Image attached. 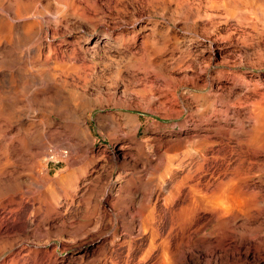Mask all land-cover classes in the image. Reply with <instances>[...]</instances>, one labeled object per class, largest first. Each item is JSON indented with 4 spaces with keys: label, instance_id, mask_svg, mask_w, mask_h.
Returning <instances> with one entry per match:
<instances>
[{
    "label": "rangeland",
    "instance_id": "374dc122",
    "mask_svg": "<svg viewBox=\"0 0 264 264\" xmlns=\"http://www.w3.org/2000/svg\"><path fill=\"white\" fill-rule=\"evenodd\" d=\"M21 1L46 20L65 5ZM65 1L79 10L62 6L61 30L50 33L56 63H46L45 46L16 62L50 69L46 88L28 82L30 94L18 91L24 72L9 75V62L0 64L1 92L16 85V108L26 111L0 121V264H264V41L244 43L257 33L264 40V0H234L236 10L233 0H98L95 9L94 0ZM75 19L81 28H64ZM14 31L0 27V38ZM0 56L14 54L1 45ZM65 73L86 75V85ZM15 133L31 134L30 144H16L7 159L4 142ZM198 162L167 205L169 190ZM190 183L199 188L192 195ZM190 195L196 204L172 227L170 214ZM152 210L160 237L148 252L138 217Z\"/></svg>",
    "mask_w": 264,
    "mask_h": 264
},
{
    "label": "bare ground",
    "instance_id": "6f19581e",
    "mask_svg": "<svg viewBox=\"0 0 264 264\" xmlns=\"http://www.w3.org/2000/svg\"><path fill=\"white\" fill-rule=\"evenodd\" d=\"M71 1V0H70ZM97 1L98 0H94L93 1V4H92V6L90 7V8H94L95 9V7H93V6H97L96 4H97ZM209 1V0H208ZM230 2H231V0H229ZM237 1V0H236ZM9 2V1H8ZM65 2V3H64ZM74 1H72V2H67V1H63V3L66 5V8H67V10H68V8L69 9H76L77 11L79 10V8H77V6L73 3ZM76 2V1H75ZM177 2V1H176ZM185 2H186V0H185ZM221 2V1H220ZM222 2H223V0H222ZM226 2V1H225ZM233 2H234V6H235V4L236 5H238V2H235L234 0H233ZM248 2V1H247ZM6 3V2H5ZM182 3V2H181ZM216 3V2H215ZM224 3V2H223ZM226 3H228V0H227V2ZM226 3H225V5H226ZM80 4V3H79ZM210 4V3H209ZM212 4H214V3H212ZM230 4H232V3H230ZM229 3H228V5H230ZM32 3L30 4L29 2H27V1H21V0H13V1H11V3H9L7 6H5V7H7V8H5L4 7V5H3V3H0V27H3V28H6V29H8V30H14V29H16V31H14V35L12 36V38H8V39H2V38H0V46L1 45H5V46H8L9 48H11L12 49V52H13V54H14V57L13 56H3V57H1L0 56V64L1 65H4V63H7V62H9V63H7L6 64V66L8 65V72L10 73L9 75H13L14 73L17 75V71L19 70V71H21L23 74H21V75H23L24 76V78H22L23 79V84L24 85H22L23 87H22V90H18V91H20V92H25V91H27V89H28V86H30V85H28L29 83L28 82H37L39 85H41V86H43V87H45V85H46V77H47V79H52L53 77H52V73L50 72V69H47L46 68V70H45V68H43V70L42 71H36L35 69L36 68H32L33 67V65H32V67H29V66H27L26 65V67H24L25 68V70H21V68L20 67H18L17 65H16V62L20 59V56H21V54L20 53H22V55H24V53H30L29 51H30V49H34L35 50V52H37V53H40L41 52V49H42V47L43 46H45L46 47V49H47V54L45 55V61H46V63L47 62H49V63H51V62H55L56 60H57V55L55 56L54 55V47L52 46V44H51V42H50V39H52L53 38V36L52 35H50V33H51V31L53 30V31H58L61 27H62V13H60L61 11H66V8H63L62 6H65V5H61V7H59L60 8V14H62V15H60L59 13H57V14H54L56 17L54 18V19H49L48 18V20H46L45 18H44V15L46 14L45 12V14L43 13V12H41L40 13V11H39V9H38V11H36V10H32L31 11V9L33 8L32 7ZM88 5V4H87ZM178 5H180L179 3H178ZM217 5V4H216ZM221 5H222V3H221ZM261 5H263V4H261ZM38 6V5H37ZM99 6H100V8H103V6L102 5H98V7H96V9L97 8H99ZM184 6V5H183ZM208 6V5H207ZM223 7H225L224 5H222ZM232 6V5H231ZM231 6H228V7H231ZM264 6V5H263ZM177 7V6H176ZM227 7V6H226ZM239 7V6H238ZM99 8V9H100ZM174 8V7H173ZM195 8V7H194ZM210 8V7H209ZM238 9L236 6L233 8V9ZM254 8V7H253ZM252 8V9H253ZM260 8H262V7H260ZM43 9V8H42ZM42 9H41V11H42ZM87 9V8H86ZM86 9H82L81 11H80V16L81 17H83L84 18V14L85 13H87L88 11L86 10ZM99 9H97V10H99ZM104 9V8H103ZM231 9H232V7H231ZM228 10V11H226V12H231L232 11V13H233V11H234V16H235V10ZM58 10V9H57ZM187 10V9H186ZM44 11V10H43ZM45 11H46V9H45ZM100 11V10H99ZM47 12V11H46ZM90 12V11H89ZM103 12V11H102ZM179 12V11H178ZM184 12V11H183ZM237 12H238V10H237ZM239 12H241L240 10H239ZM243 12V11H242ZM242 12H241V14H242ZM50 13V12H49ZM76 13V12H75ZM78 13L79 12H77L76 14L78 15ZM99 13V12H98ZM87 14H89V13H87ZM182 14V13H181ZM236 14H238V13H236ZM240 14V15H241ZM244 14H245V12H244ZM243 14V18H242V20H244L245 19V17H247L246 16V14L244 15ZM260 14L262 15V18H263V16H264V10H260ZM260 14H258V15H260ZM91 15V14H90ZM135 15V14H134ZM183 15V14H182ZM46 16V15H45ZM76 16V15H75ZM97 16V15H96ZM187 16V15H186ZM227 16V15H226ZM234 16H233V18H234ZM242 16V15H241ZM52 17V16H51ZM86 17L87 16H85V19H86ZM89 17V16H88ZM195 17V16H194ZM231 17V16H230ZM238 17V16H237ZM240 17V16H239ZM104 18V17H103ZM82 19V18H81ZM95 19V18H94ZM236 19H238V18H236ZM248 19V18H247ZM247 19H245L246 21H247ZM69 20V19H68ZM67 19H66V21H68ZM84 20V19H83ZM87 20V19H86ZM98 20V19H97ZM103 20V19H102ZM207 20H208V18H207ZM240 21H241V17H240V19H239ZM238 20V21H239ZM244 20V21H245ZM70 21V20H69ZM88 21V20H87ZM187 21V20H186ZM227 21V20H226ZM256 21V20H255ZM93 22H94V20H93ZM92 22V25L94 24H97V22L96 23H93ZM99 22V21H98ZM103 22V21H102ZM65 22H63V24H64ZM83 22L82 21H80V20H76L75 19V21L73 22V23H66V25H64V28L66 27H70V26H75V27H80V25L82 24ZM86 23V22H85ZM88 23L89 24H91L89 21H88ZM100 23H101V21H100ZM27 24V25H26ZM107 24V23H106ZM105 23L104 24H102L103 26H105L106 25ZM234 24H235V22H234ZM242 24H243V22H242ZM260 24V23H259ZM264 24V23H263ZM27 26L28 27V29L27 30H24V29H22L24 26ZM107 25H109V24H107ZM106 25V26H107ZM244 25H245V23H244ZM252 25V24H251ZM99 26V25H98ZM113 26V25H112ZM240 26V25H239ZM249 26V25H248ZM253 26V25H252ZM83 27H85V25L83 26ZM82 27V28H83ZM241 27H242V25H241ZM65 28V29H66ZM81 28V27H80ZM110 28V27H109ZM73 29V28H72ZM111 29V28H110ZM112 29H113V27H112ZM61 30V29H60ZM106 30V29H105ZM244 30H246V29H244ZM64 31V30H63ZM68 31V30H67ZM79 31V30H78ZM82 31V30H81ZM108 32V31H107ZM247 31H245V33H246ZM251 32V31H250ZM258 32V31H257ZM239 33H242V32H239ZM253 33V32H252ZM259 33H262V32H259ZM52 34V33H51ZM254 34V33H253ZM239 35V34H238ZM245 35V34H244ZM262 35V34H261ZM261 35H259L258 33L254 36H247V38H246V40L244 41V43H247V45L249 44L250 46L252 45V44H257V45H259V42H262V41H264L263 40V36H261ZM241 36V35H240ZM245 37H246V35H245ZM112 41V40H111ZM241 41H243V39H241ZM24 43H25V48H24V50L23 51H19L18 49L20 48V46H24ZM75 43V42H74ZM73 43V44H74ZM241 43H243V42H241ZM243 43V44H244ZM108 44V43H107ZM69 45V44H68ZM97 45H98V40H96V42L92 45V47H91V51H92V53H96V47H97ZM241 45V44H240ZM246 45V46H247ZM88 46V45H87ZM102 46H104L103 44H102ZM109 46V45H108ZM245 46V45H244ZM253 46V45H252ZM83 47V46H82ZM105 47V46H104ZM249 47V46H248ZM68 48V47H67ZM75 48V47H74ZM72 49V50H70L71 52H70V54H69V57H71L72 55H73V53L75 54V49ZM81 48V47H80ZM99 48V47H98ZM84 50V49H83ZM90 50H88V51H90ZM148 50V49H147ZM146 50V51H147ZM19 51V52H18ZM58 51V50H57ZM64 51V50H63ZM66 51H68V50H66ZM77 51V50H76ZM86 51V50H85ZM84 51V52H85ZM32 52V51H31ZM46 53V52H45ZM44 53V54H45ZM99 53V52H98ZM108 53V52H107ZM145 53V52H144ZM33 54V53H32ZM36 54V53H35ZM42 54V53H41ZM40 54V55H41ZM67 54V53H66ZM85 54V53H84ZM109 54V53H108ZM16 55V56H15ZM79 55V54H78ZM88 55V54H87ZM86 55V56H87ZM29 56V55H28ZM77 56V55H76ZM84 56V55H83ZM83 56H82V58H83ZM85 56V57H86ZM89 56V55H88ZM87 56V57H88ZM107 56V55H106ZM112 56V55H111ZM84 57V58H85ZM103 57V56H102ZM67 58H68V55H67ZM72 58V57H71ZM70 58V59H71ZM260 58V57H259ZM263 58V57H262ZM22 59V58H21ZM21 59H20V62H21ZM59 59V58H58ZM88 59V58H87ZM139 60V59H138ZM260 60V59H259ZM23 61V60H22ZM33 61V60H32ZM31 61V62H32ZM264 61V60H263ZM20 62L18 63V64H20ZM72 62V61H71ZM85 62V61H84ZM83 62V63H84ZM259 62V61H258ZM22 63V62H21ZM56 63V62H55ZM86 63V62H85ZM24 64V63H23ZM22 64V65H23ZM28 64H30V63H28ZM52 65H53V63H52ZM69 65V64H68ZM67 65V66H68ZM6 66H5V68H6ZM59 66V65H58ZM94 66H96V65H94ZM3 67V66H2ZM35 67V66H34ZM41 67H42V65H41ZM51 67V66H50ZM54 67V66H53ZM60 67H62V65L60 66ZM1 68V67H0ZM40 68V67H39ZM18 69V70H17ZM52 69V68H51ZM54 69H56V67L54 68ZM59 69H61V68H59L58 67V70ZM164 69V68H163ZM0 70H2V68L0 69ZM37 70H38V68H37ZM41 70V69H40ZM61 70H63V69H61ZM60 70V71H61ZM64 71V70H63ZM80 71V70H79ZM89 71V70H88ZM1 72V71H0ZM64 72H66V71H64ZM69 72V71H68ZM72 71H70V73H71ZM165 72V71H164ZM19 73V72H18ZM88 73V72H87ZM14 74V75H15ZM44 74H47V76L44 78L43 77V75ZM66 74V73H65ZM74 74H75V71H74ZM150 74V73H149ZM63 75V74H62ZM88 75V74H87ZM45 76V75H44ZM53 76H54V74H53ZM58 76V75H57ZM66 76L67 77H70V76H68L67 74H66ZM75 76V75H74ZM74 76H72L71 75V77L70 78H72V79H74V80H76L75 82H77V81H83V80H87L86 78H88V77H86V75H83V74H80V75H77L76 76V78L74 77ZM90 76V75H89ZM59 77V76H58ZM60 77H61V75H60ZM6 78V77H5ZM18 78V77H17ZM44 78V79H43ZM55 78H57V77H55ZM65 78V77H64ZM63 78V79H64ZM10 79V78H9ZM66 79H68V78H66ZM53 80V79H52ZM243 80V79H242ZM67 81V80H66ZM240 81V80H239ZM1 82V81H0ZM2 82H3V80H2ZM22 82V81H21ZM54 82V81H53ZM73 82V81H72ZM36 83V84H37ZM82 83H84V81L82 82ZM87 83V82H86ZM235 83V82H234ZM259 83V82H258ZM4 84V83H3ZM36 84H34V85H36ZM57 84V83H56ZM85 84V83H84ZM83 84V85H84ZM233 84V83H232ZM1 85V84H0ZM5 85V84H4ZM83 85H82V87H83ZM86 85V84H85ZM84 85V86H85ZM2 86V85H1ZM0 86V87H1ZM16 86V85H15ZM15 86H13L12 85V90H11V94L9 95H7V93L5 94L4 92V90L6 89V87H5V89H3V91L4 92H1V90H0V121H2L3 123L4 122H10V121H13V119H14V117L15 118H17V117H20V118H23L22 116H19L18 114H22L21 113V110H22V108H20L19 109V107L18 108H16V104H18V91H17V93H16V91H14L15 93H13V90H14V87ZM31 86H33V85H31ZM31 86H30V88H31ZM37 86V85H36ZM81 86V85H80ZM234 86V85H233ZM260 86V85H259ZM21 87V86H20ZM33 88V87H32ZM46 88V87H45ZM86 88H87V86H86ZM243 88V87H242ZM34 89V88H33ZM36 89V88H35ZM35 89L33 90V91H35ZM244 89V88H243ZM16 90V89H15ZM39 90H40V92H41V90H42V87L40 88L39 87ZM44 90V89H43ZM86 90V89H85ZM84 90V91H85ZM231 90H232V88H231ZM244 90H246V89H244ZM7 91V90H6ZM30 91H32V90H30ZM37 91H38V89H37ZM19 92V94H21ZM28 93H29V91H27ZM256 92V91H255ZM10 93V92H9ZM31 93V92H30ZM29 93V94H30ZM34 93V92H33ZM38 93V92H37ZM25 94V93H24ZM28 94V95H29ZM34 94H36V92L34 93ZM41 94V93H40ZM251 94V93H250ZM33 94H31V96H32ZM37 95V94H36ZM18 96V97H17ZM21 96V95H20ZM30 96V95H29ZM29 96H27V97H29ZM35 96V95H34ZM239 97V96H238ZM20 98V97H19ZM22 99V98H21ZM23 100V99H22ZM39 100V99H38ZM37 100V101H38ZM42 101V100H41ZM31 102V101H30ZM253 102V101H252ZM32 106V105H31ZM31 106L29 107V108H31ZM46 106V105H45ZM21 107V106H20ZM24 108H25V106H23ZM56 107V106H55ZM24 108H23V110H24ZM27 108V107H26ZM32 108H33V106H32ZM50 109V108H49ZM173 109V108H172ZM18 110H20V111H18ZM31 110V109H30ZM33 110V109H32ZM82 111V110H81ZM23 113H24V111H22ZM178 112V111H177ZM258 112V111H257ZM29 113V112H28ZM254 113V112H253ZM173 114V113H172ZM18 115V116H17ZM23 115V114H22ZM24 115H26V111H25V114ZM23 115V116H24ZM17 116V117H16ZM25 118V117H24ZM16 120V119H15ZM14 120V121H15ZM18 120H20V119H18ZM17 120V121H18ZM31 121V120H30ZM16 122V121H15ZM30 123V122H29ZM39 123H40V121H39ZM203 123V122H202ZM6 124V123H5ZM4 124V125H5ZM8 124V123H7ZM256 124V123H255ZM195 125V124H194ZM1 126H2V124H1ZM0 126V127H1ZM13 126V125H12ZM12 126H10V127H12ZM44 126H48V125H44ZM197 126H199V123L197 124ZM3 127V126H2ZM1 127V128H2ZM6 127V126H5ZM9 127V126H8ZM208 127V126H207ZM257 128H259L258 126H256ZM119 128V127H118ZM193 128V127H192ZM206 128V127H205ZM4 129V128H3ZM46 130V129H45ZM9 131H10V129H7V130H5L4 131V133L5 134H3L4 136L5 135H7V133H9ZM58 131V130H57ZM28 132V131H27ZM32 132V131H31ZM48 132V131H47ZM89 132V131H88ZM87 132V133H88ZM257 132V131H256ZM56 133V132H55ZM16 134V133H15ZM31 134H25L24 133V137L22 138V139H20L19 140V137H20V134H16L15 136H13V137H7L8 139H6L5 140V142H4V146H5V148H6V152H7V155L5 156L7 159H9V154H11V156L13 155L12 154V152L14 151V149L12 148V147H14L16 144H18V145H16V146H22L23 148L24 147H26L27 148V145H29L30 143H29V141H30V136ZM43 135H46V131L45 132H43ZM39 136V135H38ZM42 136V135H41ZM52 136V135H51ZM50 135L48 136V137H51ZM89 136V135H88ZM188 138H191V137H194V136H191V135H189V136H187ZM251 138V137H250ZM254 138V137H253ZM33 139V138H32ZM31 139V140H32ZM48 139V138H47ZM51 139H53V138H51ZM256 139V138H255ZM49 140V139H48ZM194 140V139H193ZM249 140V139H248ZM260 140V139H259ZM263 141V140H262ZM50 142V141H49ZM27 143H29V144H27ZM63 143H66L65 141H63ZM33 144H35V143H33ZM32 144V145H33ZM170 144V143H169ZM254 144V143H253ZM130 145V144H129ZM45 147V149H48V145L47 144H44V145H42V147ZM131 146V145H130ZM129 146V147H130ZM176 146V145H175ZM33 147V146H32ZM174 147V146H173ZM21 148V147H20ZM26 148H24V149H26ZM35 148V147H34ZM126 148V146L125 145H121L120 147H119V150L120 151H124V149ZM7 149H8V151H7ZM21 150H23V149H21ZM43 150V149H42ZM26 151H27V149H26ZM39 151V150H38ZM128 151V150H127ZM30 152V151H29ZM28 152V153H29ZM40 152V151H39ZM84 152L85 153H87V151L86 150H84ZM88 152H90V151H88ZM35 153H36V151H35ZM129 153V152H128ZM128 153H124L123 152V156L124 157H126L127 156V154ZM42 153H40L39 155H41ZM25 155V154H24ZM27 155V154H26ZM87 155V154H86ZM85 155V156H86ZM120 153H114V155L113 156H115L116 158H118V157H120ZM175 155V154H174ZM93 156H94V154H93ZM131 156V155H130ZM201 157H202V161H204L205 159H206V157H205V155L204 154H202L201 155ZM13 158V157H12ZM17 159V158H16ZM93 160V159H92ZM124 160V159H123ZM147 161V160H146ZM135 165V164H134ZM202 165H203V162H198L197 163V165L195 166V168L194 169H188V171H187V173L184 175V177L182 178V180L180 179V181L177 183V184H175L176 186L174 187V189H171V190H169V197L168 198H166V204L168 205V204H172V202L174 201L173 199L175 198V196H178V194H179V192H180V189H181V186H182V184L183 183H185V179H190V178H193V173H195L198 169H200L201 167H202ZM2 172V171H1ZM4 172H5V170H4ZM2 182V181H1ZM0 182V183H1ZM16 182V181H15ZM198 184V183H197ZM196 183H190L188 186H189V191L191 192V195H192V193H194L195 191H196V189H199L198 188V185H197ZM185 185V184H184ZM18 187V186H17ZM213 190V189H212ZM217 190V189H216ZM213 191H215V189L213 190ZM218 191V190H217ZM191 195L189 196V199H188V203H186V204H182L181 205V207H180V210H179V212H176V211H172V214H170V217H171V220H172V227H173V225L174 224H177L178 223V221H180V219H182L183 220V218H180V217H182V216H180V212H183L184 210H185V208L189 205V206H191V205H194V204H196V202H195V200H194V198H192L191 197ZM128 196V195H127ZM211 196V195H210ZM20 197L18 196V197H16L15 196V198H11L10 199V201L11 202H13L14 204H16V205H18V203L20 202V199H19ZM205 199V198H204ZM187 201V200H186ZM199 203V202H198ZM197 203V204H198ZM222 206V205H221ZM128 208H129V205L127 206ZM154 210V209H153ZM153 210H152V212H153ZM126 212V211H125ZM136 212H138V211H136ZM151 212V213H152ZM134 214V213H133ZM138 215V214H137ZM133 216H136V214H134ZM157 220H158V217H157V215L153 212L150 216H148V218L146 217L145 219L143 218V217H138V222L140 223V225H143V229H146V227L145 226H147L148 227V233H149V235H150V243H149V250H148V252L149 251H151L157 244V242H156V239L157 238H159L160 237V231H159V228H158V224H157ZM1 221H2V219H1ZM160 223V222H159ZM1 224V223H0ZM2 225V224H1ZM163 239V238H162ZM159 240V239H158ZM157 240V241H158ZM159 243V242H158ZM163 244V243H162ZM160 245H161V243H160ZM164 245V244H163Z\"/></svg>",
    "mask_w": 264,
    "mask_h": 264
}]
</instances>
